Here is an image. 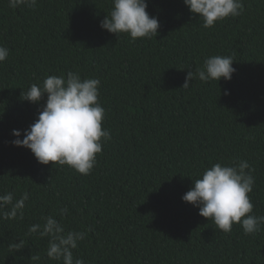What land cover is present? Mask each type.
I'll use <instances>...</instances> for the list:
<instances>
[{"label":"trees","instance_id":"trees-1","mask_svg":"<svg viewBox=\"0 0 264 264\" xmlns=\"http://www.w3.org/2000/svg\"><path fill=\"white\" fill-rule=\"evenodd\" d=\"M242 2L240 16L204 28L183 0H147L158 34L133 40L100 27L112 0H38L34 9L0 0V45L10 50L0 63V194H30L23 220L0 218V264H32L37 253L39 264H62L47 258V237L28 233L48 215L66 231L92 229L73 250L86 264H264V225L224 233L182 200L213 164L247 160L253 213L264 216V0ZM212 55L234 58L232 78L181 88ZM69 71L101 81L111 140L89 175L11 143L47 99L22 92Z\"/></svg>","mask_w":264,"mask_h":264},{"label":"clouds","instance_id":"clouds-1","mask_svg":"<svg viewBox=\"0 0 264 264\" xmlns=\"http://www.w3.org/2000/svg\"><path fill=\"white\" fill-rule=\"evenodd\" d=\"M9 7L25 6L34 9L38 0H8ZM192 14H198L204 28H212L218 21L228 17H238L244 12L242 0H183ZM112 10L100 22V27L109 33H126L135 40L156 37L160 28L156 16L146 11L147 0H112ZM10 50L0 45V63L9 56ZM231 55H212L205 59L201 68L194 73L187 72L181 88L188 89L193 79L208 82L221 78L230 80L236 71ZM99 78H81L79 71L48 75L41 84L33 83L21 94V99L39 103L45 94L46 102L38 117L29 128L13 130L14 146L27 147L41 164L68 165L80 174L89 175L97 163V154L102 152L103 143L111 140L108 129L102 128L105 109L99 102ZM228 95V90L224 91ZM254 169L247 160L225 164L217 162L204 170L193 180V187L183 194L182 200L199 209V215L211 219L224 233H230L234 224L241 225L246 235H255L264 225V216L253 213L254 204L249 193L253 191ZM30 194L24 191L17 199L13 192L0 194V218L7 220L24 219V209ZM7 209V210H6ZM67 208H61L63 217ZM43 223L29 226L28 233L40 238H48L46 256L62 264H86L82 258L74 256V249L83 241L85 230H67L53 215L41 218ZM25 246L21 239L9 245L16 252ZM32 264H39V253L29 258Z\"/></svg>","mask_w":264,"mask_h":264}]
</instances>
